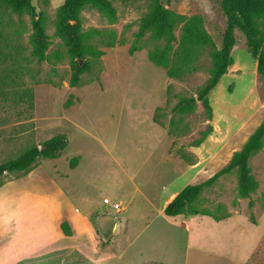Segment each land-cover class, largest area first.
I'll return each mask as SVG.
<instances>
[{
	"label": "rangeland",
	"instance_id": "rangeland-1",
	"mask_svg": "<svg viewBox=\"0 0 264 264\" xmlns=\"http://www.w3.org/2000/svg\"><path fill=\"white\" fill-rule=\"evenodd\" d=\"M110 1L114 16L90 5L80 11L85 44L103 53L73 57L57 30L64 0H32L48 34L42 60L33 53L32 16L0 1V162L59 132L69 139L59 157L0 177V264H77V241L63 232L68 223L62 226L76 207L102 212L107 231L122 221L124 231L104 235L110 243L95 253L113 264H161L150 261L155 257L163 264H264V143L250 160L257 182L250 197L239 196L235 171L202 192L196 206L229 214L222 219L230 223L213 235L211 218L197 214L194 220L202 217L210 232L200 249L159 214L172 191L217 172L264 120V75L245 33L234 27L232 63L209 93L211 119L200 100L180 113L173 109L179 97L195 94L210 76L211 49L202 51L194 71L170 77L148 57L164 41L151 32L136 36L150 0ZM222 1L161 0L178 13L201 15L218 47L228 22ZM175 33L179 41L180 25ZM133 44L139 48L131 53ZM78 59L89 65L72 85ZM208 124L211 133L190 145ZM104 196L122 201V211Z\"/></svg>",
	"mask_w": 264,
	"mask_h": 264
},
{
	"label": "trees",
	"instance_id": "trees-1",
	"mask_svg": "<svg viewBox=\"0 0 264 264\" xmlns=\"http://www.w3.org/2000/svg\"><path fill=\"white\" fill-rule=\"evenodd\" d=\"M13 12L22 15L28 13L32 16L33 33L31 42L33 53L42 60L48 48V34L43 23L42 16L37 13L32 0H0ZM87 5L97 7L103 12L115 15V7L110 0H64L58 8L57 30L59 35L65 38L73 57H83L86 52L102 54V50L92 49L85 44L84 34L81 29L80 11ZM223 9L227 15L228 22L224 32L222 46L218 47L212 35L204 25L201 15L187 16L168 9L161 0H150L149 9L141 18L136 33L142 38L151 32L156 39H162V47H156L148 51V57L157 66L166 69L168 76L182 78L196 69V63L205 48L211 49L212 68L210 76L202 84L195 94L183 95L174 105L173 109L180 113L194 110L197 100H200L211 119L213 108L210 103L209 93L217 85L221 76L228 71L232 63L231 49L235 44L234 27L238 26L246 35L247 45L253 56L257 57V69L264 75V0H223ZM181 26L182 33L179 41L175 30ZM177 46L174 47V42ZM139 46H130V52L137 50ZM89 62L83 64L80 59L74 62V71L70 83L77 85L81 74L88 68ZM31 96V95H30ZM32 98V97H31ZM157 107L156 110H161ZM159 113H155L154 120L158 121ZM212 126L208 124L201 131L200 137L194 139L190 145L198 146L209 133ZM69 139L65 132H59L51 137L32 144L18 155L0 162V177L5 173L25 171L29 169L38 159L42 157L56 158L68 145ZM264 143V120L250 134L243 146L235 151L231 159L210 177L186 184L164 207V213L168 216L179 214H204L220 220L228 217L214 215L211 211L196 206L202 192L210 187L222 175L235 171L238 178V194L241 197H250L256 188L257 182L251 173L250 160L258 152ZM186 157L185 153H181ZM76 159L71 160V166H75ZM253 204V200H250Z\"/></svg>",
	"mask_w": 264,
	"mask_h": 264
},
{
	"label": "crops",
	"instance_id": "crops-1",
	"mask_svg": "<svg viewBox=\"0 0 264 264\" xmlns=\"http://www.w3.org/2000/svg\"><path fill=\"white\" fill-rule=\"evenodd\" d=\"M167 134V133H166ZM178 193V190L172 191L167 198L165 199V202L162 207H160L159 214L162 216L164 213V207L166 204L172 200V198ZM106 197V196H104ZM123 205V202L120 201ZM124 208V205H123ZM96 213V220L92 221V212ZM97 210H90L89 214H85L83 211V214L81 212V209L78 207L75 208L74 211L70 212L67 217L63 218L62 220V226L65 222L68 223L69 228L68 231H65L63 228V232L74 236L75 240L77 241V256L75 258L77 264H113L109 259L106 258H98V255H95L96 251L99 247L106 246L108 243H110L109 238L106 237V239L103 238L104 235L110 236L111 234H118L119 232L122 233L124 230V227L122 225V221H117L115 225L113 226V230H105V219L106 217L102 212H96ZM122 211V210H121ZM117 211L116 212H121ZM182 216V218H180ZM188 217L184 214H179L176 216H168L166 215L165 220H169L168 222H171L173 224H177L178 230L180 233L187 234V242L190 243V241L193 239V241L196 243V248L200 249L199 246L203 244L204 238L206 240L210 239V232L209 229H205L202 224L204 223V220L197 219V214H188ZM208 216V215H203ZM211 218V228L213 229L212 234L213 235H220V229L222 227H225L226 224L230 223L228 220L220 219L216 220L211 216H208ZM124 218V217H123ZM180 218V219H179ZM193 222L197 224V226L201 225V229H194ZM230 229V228H229ZM227 233L231 234V230H226ZM220 232V233H219ZM207 235V236H206ZM195 236V237H194ZM98 246V247H97ZM196 253V252H195ZM203 254L197 253L196 260H198V257H201ZM95 257V258H94ZM204 258V257H203ZM202 258V259H203ZM150 261L160 262L163 264V262L158 259L157 257L151 258ZM201 259V260H202ZM149 261V260H147ZM143 262L142 264H147L146 262Z\"/></svg>",
	"mask_w": 264,
	"mask_h": 264
},
{
	"label": "built area",
	"instance_id": "built-area-1",
	"mask_svg": "<svg viewBox=\"0 0 264 264\" xmlns=\"http://www.w3.org/2000/svg\"><path fill=\"white\" fill-rule=\"evenodd\" d=\"M104 202L110 204L115 210L121 211L123 209V205L120 201H113L108 197L103 198Z\"/></svg>",
	"mask_w": 264,
	"mask_h": 264
}]
</instances>
